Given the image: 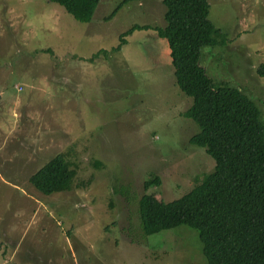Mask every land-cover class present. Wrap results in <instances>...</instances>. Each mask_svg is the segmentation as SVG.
Masks as SVG:
<instances>
[{
  "label": "rangeland",
  "instance_id": "1",
  "mask_svg": "<svg viewBox=\"0 0 264 264\" xmlns=\"http://www.w3.org/2000/svg\"><path fill=\"white\" fill-rule=\"evenodd\" d=\"M209 1L211 21L229 41L203 47L201 63L213 79L244 90L264 117V77L256 72L264 62V0ZM164 10L162 0H99L91 21L80 22L52 0H0V219L20 216L30 201L25 189L48 208L39 211L37 232L32 225L21 237L22 248L46 223L42 246L62 254L61 264H206L197 230L140 229L144 192L170 201L213 168L190 142L199 132L183 114L192 98L174 82L165 40L135 31L113 50L135 23L163 26ZM71 145L78 178L91 175L90 186L45 194L26 180ZM11 167L24 168L20 178ZM151 174L160 182L146 191Z\"/></svg>",
  "mask_w": 264,
  "mask_h": 264
},
{
  "label": "trees",
  "instance_id": "2",
  "mask_svg": "<svg viewBox=\"0 0 264 264\" xmlns=\"http://www.w3.org/2000/svg\"><path fill=\"white\" fill-rule=\"evenodd\" d=\"M80 22H90L99 0H52ZM124 1V0H123ZM163 26L135 23L118 36L120 50L135 31L154 30L164 39L174 82L191 106L183 112L198 126L191 144L204 148L213 168L195 176L193 186L178 198L164 201L144 192L138 201L140 229L145 235L187 225L199 234L206 264H264V117L244 90L213 79L201 63L205 46H223L229 39L210 18L209 0H162ZM122 1L105 20L112 17ZM53 53L51 48L43 49ZM100 52L96 53L99 54ZM103 54H108L104 50ZM264 77V62L256 69ZM73 145L29 175L45 194L87 188L93 177L78 178ZM99 169L102 163L94 158ZM160 182L151 174L144 190Z\"/></svg>",
  "mask_w": 264,
  "mask_h": 264
},
{
  "label": "crops",
  "instance_id": "3",
  "mask_svg": "<svg viewBox=\"0 0 264 264\" xmlns=\"http://www.w3.org/2000/svg\"><path fill=\"white\" fill-rule=\"evenodd\" d=\"M11 163L14 164V160ZM20 163L21 162L16 161L15 164ZM22 169V172H24L23 167H19L16 169L11 167V169L8 170L13 172V175L18 176L22 174L19 173ZM28 177L26 180H28ZM20 182H22L23 185L26 184V182L24 184L23 180H20ZM16 189L21 190V188L18 186L16 187ZM25 191L27 192L26 194L28 195L30 201L24 202L21 208L22 210L20 212V216L12 219H7L6 223H3V218L0 219V255H2L3 257V259L0 258V264H17L14 261L15 258L18 259L19 264H28L20 261L23 255L30 257L41 256V260L36 259L38 261L36 263L39 264H61V261L63 260L62 254H58L56 256V254H51L48 250H45V246H42L44 239L48 236V231L47 229H45L47 227L46 223H43L40 227L39 232L37 233L38 237L32 239V235L22 248V242L20 241V239L23 236L26 237L25 234L26 232L30 231L32 225H35V228H33V234L37 232L36 225L38 224L39 211L44 208L48 212V208L43 203L42 198L36 196V194L33 195L30 190L25 189ZM31 201H33V204H36L37 206L33 205ZM46 217L47 214L44 216V218Z\"/></svg>",
  "mask_w": 264,
  "mask_h": 264
},
{
  "label": "built area",
  "instance_id": "4",
  "mask_svg": "<svg viewBox=\"0 0 264 264\" xmlns=\"http://www.w3.org/2000/svg\"><path fill=\"white\" fill-rule=\"evenodd\" d=\"M19 89H21V87Z\"/></svg>",
  "mask_w": 264,
  "mask_h": 264
}]
</instances>
